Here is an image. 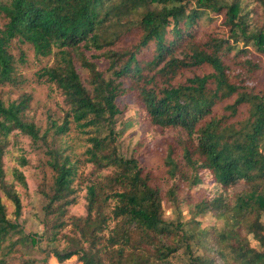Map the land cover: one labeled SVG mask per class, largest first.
I'll use <instances>...</instances> for the list:
<instances>
[{"label":"trees","instance_id":"16d2710c","mask_svg":"<svg viewBox=\"0 0 264 264\" xmlns=\"http://www.w3.org/2000/svg\"><path fill=\"white\" fill-rule=\"evenodd\" d=\"M253 2L0 0V256L17 241H38L18 222L28 191L20 166L29 160L7 164L17 136L43 150L53 170L40 238L60 264L73 256L76 264H264V248L250 240L264 246V23L256 14L264 0ZM26 43L37 56H52L38 78L63 100L40 119L33 92H14L24 81L14 50L25 62ZM126 95L141 109L118 128ZM143 120L178 134L124 156L119 136ZM81 141L87 145L76 154ZM85 165L93 170L80 172ZM203 183L208 188L195 199L191 190ZM82 190L86 214H69ZM165 200L175 208L172 219ZM207 212L216 218L210 230L198 220ZM69 225L72 233L61 234Z\"/></svg>","mask_w":264,"mask_h":264},{"label":"rangeland","instance_id":"374dc122","mask_svg":"<svg viewBox=\"0 0 264 264\" xmlns=\"http://www.w3.org/2000/svg\"><path fill=\"white\" fill-rule=\"evenodd\" d=\"M255 8L256 3L253 0H242V5H246ZM256 14L258 18L264 23V10L262 8H257ZM4 23V17L0 14V24ZM24 49L26 52V60L22 62L19 59V53L15 49L14 52L17 54V67L19 72L22 73L23 83L21 88L14 87V92L19 93L20 91L26 89L33 92V100L31 102L34 113H36L37 118H44L45 109L47 107L52 108L53 110L59 111L60 106L62 105V96L58 89H56L52 84L40 81L38 74L45 65L51 64L53 62L52 56H37L34 48L31 44H24ZM82 74L85 75V71L81 70ZM261 80L264 82V76L261 77ZM6 90H10V86L6 85ZM120 105L127 106L124 113L118 118V128L122 127V122L128 118L137 116L138 111L141 109V103L134 100L131 95L123 96L119 99ZM178 132L173 129L165 130L164 132L159 131L152 127L147 121L143 120L141 123L138 122L132 127L128 128L122 135L118 138V145L120 152L127 157H130L134 154L141 153L144 151V143H154L164 146L165 141L170 140L174 135H177ZM17 136L11 138V142L7 147L8 153L6 155L7 164L10 169L14 166H18L17 158L20 155H24L28 160L29 164L25 167L20 166L24 171L27 182H28V191L22 193L23 198V209L18 222L24 230V234H28L30 237L36 238L38 241L32 243L31 239L27 242L17 241L19 234L15 233L11 235L8 240L5 242L6 246H9L11 243L16 242L13 249L10 250L8 247L5 248L7 251L6 254H2L0 258L6 260L5 264H60L56 258L47 256L45 251L46 241L41 239V233L45 229V214H44V204L45 197L43 191H49L53 183V170L47 164L46 159L48 158L43 150L38 148H31L28 141L25 143L15 141ZM142 144L140 145V142ZM87 143L81 141L76 143V154H80L86 147ZM147 164L150 166L155 165L154 156L151 151H147L145 157ZM156 158V156H155ZM157 159V158H156ZM92 165H85L80 167V172L87 174L89 171H92ZM208 188V183H203L197 185L191 190V195L195 199L201 198ZM246 184L242 183L237 186V190L245 189ZM187 188H184L180 195L184 196L187 194ZM85 191L82 190L79 196V202L76 205H73L69 209V214H74L76 216H82L86 214V201L84 199ZM3 201L8 207L9 216L14 220V204L8 200L5 195H3ZM181 209L184 213V218H189V205L185 201L181 205ZM164 216L165 218L172 219L175 217V208L173 203L165 200L164 203ZM261 219L264 221V213L261 216ZM198 220L202 222V226L211 229L216 223V218L212 212H207L198 216ZM221 223V221H218ZM61 234H71L70 225L66 228L60 230ZM60 234V236H61ZM251 244L259 249L264 248L258 241H256L253 236H250ZM59 248H64L68 245L66 240H60L57 242ZM76 256H73L68 260V264H76ZM31 262V263H29Z\"/></svg>","mask_w":264,"mask_h":264}]
</instances>
